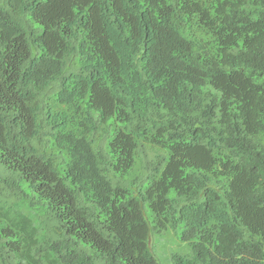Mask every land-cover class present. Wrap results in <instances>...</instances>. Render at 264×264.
<instances>
[{
  "label": "trees",
  "instance_id": "trees-1",
  "mask_svg": "<svg viewBox=\"0 0 264 264\" xmlns=\"http://www.w3.org/2000/svg\"><path fill=\"white\" fill-rule=\"evenodd\" d=\"M168 229L264 264V0H0V264H158Z\"/></svg>",
  "mask_w": 264,
  "mask_h": 264
},
{
  "label": "rangeland",
  "instance_id": "rangeland-1",
  "mask_svg": "<svg viewBox=\"0 0 264 264\" xmlns=\"http://www.w3.org/2000/svg\"><path fill=\"white\" fill-rule=\"evenodd\" d=\"M146 219L150 216L146 213ZM186 240H183L179 231L168 229L162 232H152L150 235V246L158 264H173L171 255L173 253L185 254L188 251Z\"/></svg>",
  "mask_w": 264,
  "mask_h": 264
}]
</instances>
